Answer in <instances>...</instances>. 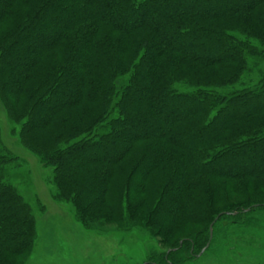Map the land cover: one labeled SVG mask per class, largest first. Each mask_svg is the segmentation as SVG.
<instances>
[{
    "label": "trees",
    "instance_id": "16d2710c",
    "mask_svg": "<svg viewBox=\"0 0 264 264\" xmlns=\"http://www.w3.org/2000/svg\"><path fill=\"white\" fill-rule=\"evenodd\" d=\"M263 64L264 0H0L12 135L82 225L158 238L147 264L194 261L264 210L236 200L264 197ZM16 163L2 145L0 264H26L37 238Z\"/></svg>",
    "mask_w": 264,
    "mask_h": 264
},
{
    "label": "rangeland",
    "instance_id": "374dc122",
    "mask_svg": "<svg viewBox=\"0 0 264 264\" xmlns=\"http://www.w3.org/2000/svg\"><path fill=\"white\" fill-rule=\"evenodd\" d=\"M260 68L264 70V64ZM260 79L256 69L224 92L254 87ZM13 128L0 104V148L5 146L18 158L9 169V181L32 206L37 220V238L26 264H147L152 250L158 249L159 239L136 226L121 229L102 222L82 225L71 205L54 200L53 169L44 167L19 144L12 135ZM258 196L251 193L236 200L264 201ZM237 222L236 227L224 222L225 232L212 248L187 264H264V210Z\"/></svg>",
    "mask_w": 264,
    "mask_h": 264
},
{
    "label": "water",
    "instance_id": "95a60500",
    "mask_svg": "<svg viewBox=\"0 0 264 264\" xmlns=\"http://www.w3.org/2000/svg\"><path fill=\"white\" fill-rule=\"evenodd\" d=\"M246 212L248 213V212H250V210H247ZM210 235H211V240H212V238H213V225L210 228ZM182 245H183V242H181V246ZM209 246H210V244H208L207 247L201 252V254L199 255V257H201L205 253V251L209 248ZM173 251H175V250H173ZM171 252L172 251H169L168 254H170Z\"/></svg>",
    "mask_w": 264,
    "mask_h": 264
}]
</instances>
